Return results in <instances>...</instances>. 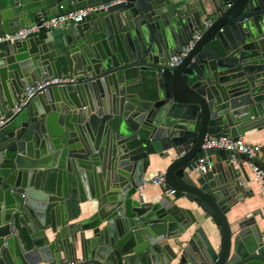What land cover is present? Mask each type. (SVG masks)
Returning <instances> with one entry per match:
<instances>
[{
    "label": "water",
    "instance_id": "obj_1",
    "mask_svg": "<svg viewBox=\"0 0 264 264\" xmlns=\"http://www.w3.org/2000/svg\"><path fill=\"white\" fill-rule=\"evenodd\" d=\"M110 1L0 0V36ZM0 119V264H264V212L243 209L264 144L203 146L264 139V0H120L2 41Z\"/></svg>",
    "mask_w": 264,
    "mask_h": 264
},
{
    "label": "built area",
    "instance_id": "obj_2",
    "mask_svg": "<svg viewBox=\"0 0 264 264\" xmlns=\"http://www.w3.org/2000/svg\"><path fill=\"white\" fill-rule=\"evenodd\" d=\"M119 1L120 0H113L107 3H103L95 8H86V9L69 11L64 14L54 16L50 19L41 20L40 23L34 24L32 26L24 27L10 34H5L3 36H0V42L6 40L14 41L16 39L26 38L31 33H36L41 29H46L49 32H53L58 29H63L68 24H77L78 22L82 21L92 10H95L96 8H108L110 5L115 4ZM210 25H211L210 19L204 20L202 27L195 32L193 38L189 41V43L186 46H184L183 50L180 53L170 56L167 63L168 66L174 67L176 65L181 64L184 61L187 54L189 53V51L194 46L195 42L200 38L202 31L207 27H209ZM58 81L59 79L55 78L49 81L42 80L32 85H26L24 91V97L22 98L21 103L15 106V110L16 111L20 110L23 104L26 103L28 98L33 96L37 91L41 90L44 86H46L50 82H58ZM6 122L7 120L0 119V126L4 125ZM203 146L205 149L220 148V149H226L228 151L243 153L253 159L260 158L262 154V145L257 143H250L246 141V139H244L243 137H240L238 139H234L228 136L207 137L205 138ZM252 167L254 169V178L261 185L262 190L264 191V172L262 169H260L257 166L253 165ZM198 169L203 172H207L211 169V165L207 157L200 159L198 164ZM152 183L158 186L164 185L166 183L164 172L157 174V176L153 178ZM170 193H173V191H170Z\"/></svg>",
    "mask_w": 264,
    "mask_h": 264
},
{
    "label": "crops",
    "instance_id": "obj_3",
    "mask_svg": "<svg viewBox=\"0 0 264 264\" xmlns=\"http://www.w3.org/2000/svg\"><path fill=\"white\" fill-rule=\"evenodd\" d=\"M71 29V24H68L66 27L63 29H58L54 31V34L58 37L66 34L69 30ZM246 139V141L250 143H257L263 146L264 144V139L260 135H252L249 137H243ZM262 158V154L260 156ZM170 163V159L166 160L164 162L160 163H153L151 167L149 168V172L152 174H159L164 171L166 166ZM146 189L150 195L154 194H160L161 193V187L158 185L153 184L152 182L147 183ZM254 189H255V195L252 199L247 201L245 204L246 206L243 207V209L249 208V209H255V210H261L264 212V191L262 190L261 185L254 180ZM243 209H240L239 211L243 212ZM86 210L84 209V216H87L88 213L85 212ZM238 214V212H235L231 215V218L234 219V217ZM240 214V213H239Z\"/></svg>",
    "mask_w": 264,
    "mask_h": 264
},
{
    "label": "trees",
    "instance_id": "obj_4",
    "mask_svg": "<svg viewBox=\"0 0 264 264\" xmlns=\"http://www.w3.org/2000/svg\"><path fill=\"white\" fill-rule=\"evenodd\" d=\"M76 212H78L77 209H76Z\"/></svg>",
    "mask_w": 264,
    "mask_h": 264
}]
</instances>
